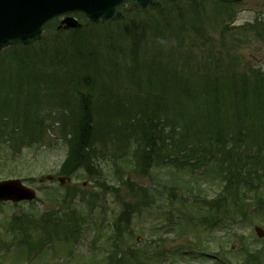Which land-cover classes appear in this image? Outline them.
I'll list each match as a JSON object with an SVG mask.
<instances>
[{
	"label": "trees",
	"instance_id": "trees-1",
	"mask_svg": "<svg viewBox=\"0 0 264 264\" xmlns=\"http://www.w3.org/2000/svg\"><path fill=\"white\" fill-rule=\"evenodd\" d=\"M159 1V6L142 9L132 0L133 13L125 21L106 23L119 30L105 37L91 31L93 26L59 32L52 21L47 24L52 40L46 34L36 45L6 49L0 55V151L15 154L31 146L38 133V137L43 136L41 109L47 96L49 102L63 103L64 117L73 122L69 153L61 168L63 174L83 170L91 177H104L97 154L106 146L104 135L110 132L114 156L121 153L120 162L133 164L136 171L148 173L157 161L167 160L165 165L178 164L184 170L213 161L217 178L223 182L219 183L225 193L221 198L226 202L231 198L241 201L239 195L248 179L263 183L260 170L264 169V145L252 148V131L257 121L254 117L264 120V74L253 68L241 74L235 61L223 63L221 50L211 47L204 52L198 48L196 37L192 41L190 33L184 35L189 22L196 24L193 13L200 9L195 6L196 0L190 1L189 8L186 4L177 6L179 2L172 0ZM250 29L260 36L264 31L262 25ZM194 31L206 37L201 26ZM88 35L93 42L84 40ZM127 35L138 41L122 54L128 64H123L122 77L126 78L119 84L111 67L117 62L119 66L115 52L121 49ZM96 50L105 55L94 56ZM101 60L110 69L102 67ZM54 76H61L60 80L51 82L49 79L54 80ZM126 80L133 88L125 86ZM60 82L70 86L61 92L70 98H54ZM41 89L47 92L41 95ZM129 91L132 104L125 107ZM251 103L256 113H251ZM45 115H51V111ZM106 127L109 131L104 132ZM117 161L115 166H121ZM128 180L123 178L122 182L133 198H139V205L151 207L157 203L152 187ZM260 189L257 186L253 190L262 196ZM133 209L126 202L116 216V221H124L122 229L128 227ZM115 224L117 236L121 227ZM113 235L112 242L118 245L119 238ZM261 254L250 253L247 257L254 264H263ZM141 259L137 255L134 264ZM89 261L83 264H94ZM95 262L101 264L99 259ZM145 264L159 263L147 259Z\"/></svg>",
	"mask_w": 264,
	"mask_h": 264
},
{
	"label": "rangeland",
	"instance_id": "rangeland-1",
	"mask_svg": "<svg viewBox=\"0 0 264 264\" xmlns=\"http://www.w3.org/2000/svg\"><path fill=\"white\" fill-rule=\"evenodd\" d=\"M190 1L176 0L175 2H179L177 6L186 4L188 5L187 8H189ZM196 2H198V5L195 6H199L200 9L195 14L199 18L197 19V16L191 11L196 19V24L189 22L188 32L184 33V35L186 36V34L190 33L191 40L192 37H196L195 42L198 41V48L204 52H208L211 47L215 48L214 50H221L223 52V63H228L231 60L235 61L234 66L238 72H242L241 74L246 73L250 68L264 73V37L258 35L253 29L242 33V27L245 24L264 21V0H241L237 3L225 5L217 0H196ZM124 5L126 6L125 10H130V12L126 14V17L122 21H125L133 13V2H126ZM234 20L235 22H233ZM98 25L93 26V31L96 34H102V37H105L106 34H114L119 30L113 26L108 30L105 24ZM91 26L89 25V27ZM197 26L203 28L206 37L200 36L194 31ZM48 33L49 31L46 32V34ZM89 37L91 36H84V40ZM46 38L52 40L53 36L48 34ZM89 41L93 42L92 38H89ZM137 41V38L127 35L125 41L121 43V49H116L115 53L119 66L117 62L115 66L111 67V73L117 77V83L119 84L123 77L126 78V76L122 77V72L125 70L123 64L126 61L122 54L126 52L127 46H134ZM94 53V56L98 55V58L100 55H105V52L101 53L99 50L94 51ZM101 62L102 67L110 69L108 63L104 60H101ZM126 64H128V60ZM60 77L54 76V80L52 78L49 80L54 83L56 79L60 80ZM110 83L113 84L112 82ZM126 85L133 88L131 83L129 86V80H126ZM65 87L70 88L65 82H60L55 88V92H53L58 95L54 98H70L61 93L66 91ZM122 88L121 90H123ZM84 91L86 92V88ZM46 92L42 90L41 95H44ZM130 93L131 91L127 94L128 100L131 96ZM45 99L44 103H42V108L44 109H41V116L45 120L46 125L44 140L35 144L34 147L23 149L21 155L14 161L9 163L3 161L0 164V175L13 174L11 177L20 178L27 186L37 190V199L33 204L32 202L17 205L11 202H2L0 204V247L4 244L6 246L10 240H14L17 237V241L19 240L21 244L26 246L18 247L19 244L18 246L11 244L10 247L3 248L4 250L0 252L2 254L7 252V254L2 255L0 264H28L29 249L25 244L26 238L34 241L36 244L40 239L48 238V236L52 237L53 241H55L54 250L50 252L46 247L43 249L42 247L38 248L35 252H40L38 254L39 259L48 253L50 258L48 264H56V262L58 264H68L66 256L68 249L66 250V247H69V244H66L64 241L60 243L58 241L61 240H56L54 226H52V232L50 230L47 232V236L46 232L42 230L38 215L47 210L53 211V213L64 214V211H68V205L63 203L64 200L68 201L67 203L76 205H69L71 212H74V209L77 208L82 213L89 214L88 211L91 210L90 216L95 218L96 224L100 227V229H84L80 233V240L75 241L74 244V253L78 254V257H91V254L96 250L92 246L95 236L101 233L102 238L96 245L102 246L106 240L105 235L113 228L114 215L118 214L124 207V200L128 198L132 199L124 187L125 183L122 182L126 175L130 176L137 184L157 186L163 190L164 197L158 201L159 203L151 205L150 208L142 207L140 211L134 213L132 227L130 228L131 232L129 234L126 232L125 234L127 239L124 248L130 246H134L136 249L139 248V255L142 258H145V256L148 258L150 253L154 256L159 253L162 259V261L160 260V264H224V261L225 264H243L245 259H243L242 254H237L241 250H244L243 247H250V250L254 253L258 250L264 252V236L262 238L259 237L255 231L256 226L264 230V211L258 205L260 200L257 202L247 193L245 198H248L249 201L244 207V211L246 213L248 211L249 213L247 219L244 218L245 212H242V210L238 211L234 207V204L231 203L229 207L232 208V213L224 207L220 210L213 208L214 213H219L221 218H226V225L216 226L212 231L209 230V232L203 231V229H200L202 227L199 228L196 224V227L189 226L187 225L189 224L187 218L182 213L193 212L197 214L196 217H199L198 221L202 220L200 217L208 215L206 210L209 212L210 208L202 207L203 200L206 197L208 199L216 198L220 192V187L215 183L213 177H200L198 171L194 175L187 170L182 172L174 166H162L160 161L155 162L151 166L150 169L152 170L149 174L144 172L139 173L141 171L137 172L133 169V164L126 166L120 162V157L114 156V141L111 140L110 132L104 135V140H107V147L101 153H98L99 164L105 169L102 175H104V180L108 184H106L107 187L104 193L100 192V187L97 186L98 182H101V187H103L104 183H102V179L92 178L81 172L77 176H72L70 181L65 185H61L56 179L52 181L42 179L46 178L48 174L55 176L59 174L60 167L67 155L68 139L71 136L70 132L72 128L71 122L63 114L59 115L57 112L66 110L56 107L61 106L63 103L58 100L60 103L53 104L54 100L49 102L47 96ZM131 104L130 100L124 103L125 107H129ZM253 105L254 103L249 104L251 107ZM48 110L51 111V115H45V117L44 114ZM256 112V108L253 106L251 113ZM253 119L257 120L255 128L252 131L253 143L250 141V138L249 141L253 144L252 148L256 150L264 145V120L261 116L259 118L254 117ZM103 131L107 132L109 130L106 127ZM116 160H118L117 163L122 165L115 166L114 161ZM114 185L119 186L118 192H115L111 187ZM171 187L174 189L173 191H176L174 193L177 196L184 193L187 194V197L181 200L180 198H177L178 200L171 199L167 192V190L170 191ZM74 190L79 195L83 191L84 194L82 195L85 200H81L80 197H77L74 201L71 198L68 199L67 196L72 194ZM189 197L195 203L194 205L188 203L187 206L184 202ZM132 201L134 200L132 199ZM186 206L191 207V209L185 208ZM258 209L261 210L259 211ZM34 214H36V218L33 222L32 217ZM19 217L22 218L20 219ZM13 218L18 220L14 225ZM60 225L56 226V232H59V236L64 237L67 230L65 224L61 223ZM68 234L69 232H67ZM101 250L102 248H98L96 252L98 253ZM41 252L45 253L42 255ZM128 254H126L127 259L131 260L128 258ZM216 256L218 257L216 258ZM220 257L223 258L221 262L218 259ZM261 257H263L264 261V255L261 254ZM76 260L71 264H75ZM45 262L48 261L46 260L42 263L45 264ZM79 262L77 260L78 264ZM128 264L134 263L129 261Z\"/></svg>",
	"mask_w": 264,
	"mask_h": 264
},
{
	"label": "water",
	"instance_id": "water-1",
	"mask_svg": "<svg viewBox=\"0 0 264 264\" xmlns=\"http://www.w3.org/2000/svg\"><path fill=\"white\" fill-rule=\"evenodd\" d=\"M124 0H0V50L11 43L30 44L40 39L43 24L60 13L83 10L91 21L102 18H119L117 6ZM142 7L157 5L153 0H136ZM238 1V0H223ZM75 18L62 20L59 29L79 27ZM63 181V179H61ZM32 190L24 187L19 180L0 182V200L33 199ZM259 230V229H258ZM260 231V230H259ZM264 232L260 231V235Z\"/></svg>",
	"mask_w": 264,
	"mask_h": 264
}]
</instances>
